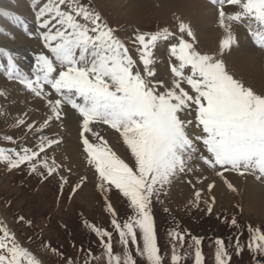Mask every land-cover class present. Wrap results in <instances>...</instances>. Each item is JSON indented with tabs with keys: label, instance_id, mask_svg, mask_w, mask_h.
<instances>
[{
	"label": "snow or ice",
	"instance_id": "1",
	"mask_svg": "<svg viewBox=\"0 0 264 264\" xmlns=\"http://www.w3.org/2000/svg\"><path fill=\"white\" fill-rule=\"evenodd\" d=\"M208 3L224 34L212 52L200 49L196 33L180 17H174L171 26L137 29L121 37L87 0H30L31 29L20 15L0 9V15L24 25L25 34L38 47L28 72L0 47V56L7 58V79L30 97L28 102L38 114V118L28 112L18 115L11 127L21 135L0 137L14 145L0 147V163L8 171L24 168L44 179L59 177L61 188L70 185L62 173L72 169L55 155L62 137L49 132L57 122L62 127L70 109L77 119L81 155L94 169L110 218V229L88 225L101 253L81 246L82 262L63 256L41 239L39 243L63 264H187L189 256L192 264H206L202 238H189L179 226L167 232L170 253L162 254L154 201L163 204L161 197L174 181L182 180L194 190L186 207L199 210L203 204L212 213L215 178L233 192L236 188L227 178L231 173L264 183V93L235 78L223 58L238 44L240 31L264 51V0ZM161 46L168 57L163 77L155 57ZM0 97L7 99L4 92ZM108 131L118 134L130 163L109 146ZM85 179L79 177L70 191L74 193ZM114 190L127 203L129 211L123 217L110 202ZM16 220L31 226L23 216ZM231 225L239 231L235 216ZM246 230L245 245L240 236L234 245L215 239V264H230V247L236 255L246 247L254 264H264V225L249 224ZM0 264H43V260L0 222Z\"/></svg>",
	"mask_w": 264,
	"mask_h": 264
},
{
	"label": "rangeland",
	"instance_id": "2",
	"mask_svg": "<svg viewBox=\"0 0 264 264\" xmlns=\"http://www.w3.org/2000/svg\"><path fill=\"white\" fill-rule=\"evenodd\" d=\"M111 1L87 0L111 27L117 29V35L121 37L130 36L137 29L153 31L157 27L171 26L174 21V19L168 22L160 20L156 14H152V7H147L146 11L144 9L138 13L131 10L122 15L110 7ZM7 5L9 6V4ZM234 77L236 78V76ZM237 79L239 78L237 77ZM4 135L18 137L21 133L12 128L11 124L0 120V137ZM116 135L118 136V134ZM116 143L119 152H115L130 163V153L123 145L122 140L118 138ZM13 146L0 139V147L10 148ZM73 170V173H62L69 177L70 185L61 188L59 177L44 179L38 175L29 174L24 168L8 171L0 163V222H4L15 233L22 245L30 248L35 255L41 258L43 264H63V259L54 254L51 249L46 250L39 243L41 239L50 244L52 248L62 252L63 256L72 257L82 262L84 252L80 250L81 246L85 250L91 249L96 255L101 253L98 238L90 231L88 225L109 229L111 227L110 218L104 211L103 198L96 187L94 169L90 170L87 166L88 171L86 168ZM81 176L86 179L72 193L70 186L75 185ZM245 177L253 178L251 175ZM221 183L224 185L222 181ZM185 186L187 188H184L185 192L184 190H173L172 192L168 190L170 193L161 197L163 204L154 201V222L162 254L170 253L167 232L179 226L180 229L186 230L189 238L190 236L202 238L201 250L205 256L206 264H215L214 241L216 238L223 239L226 244L234 245L235 238L240 236L241 244L245 245L247 241L246 226L249 224L264 225V212L259 214L261 216L247 214L235 192L227 188L224 190L228 195L226 203L221 200L216 201L212 213H207L203 204L199 210L189 209L186 205L192 197L183 193L191 192L188 188H193L189 184H185ZM205 199H207L206 196ZM110 202L121 217L129 211L126 201L115 190L110 193ZM165 208L168 209L167 212L164 211ZM17 216H23L26 221H31V226L17 222ZM233 216L238 220L239 231L231 225ZM28 237H32V239L29 240ZM185 250H187V246H185ZM229 252L231 253L230 264H254L252 254L246 247L240 255H236L231 247ZM192 260L193 258L189 256L187 264H192ZM93 264L96 262L93 261Z\"/></svg>",
	"mask_w": 264,
	"mask_h": 264
},
{
	"label": "bare ground",
	"instance_id": "3",
	"mask_svg": "<svg viewBox=\"0 0 264 264\" xmlns=\"http://www.w3.org/2000/svg\"><path fill=\"white\" fill-rule=\"evenodd\" d=\"M110 7L122 15L131 10L138 13L147 7H152V14H156L160 20L165 22L174 19V17H180L189 23L196 33L200 49L208 52L217 49L219 40L224 35L217 26L213 9L209 6L208 0H112ZM0 9L20 15L28 28H34V14L30 8V0H0ZM238 37V44L233 45L230 52H226L223 57L227 63L228 71L248 84L258 94L264 93V51H261L251 42L245 31H240ZM0 47L10 52L18 68L25 72H28L33 66V54L38 51L36 41L25 34L24 25L14 24L11 19L3 15H0ZM155 57L157 71L163 77L167 72L166 61L168 59L163 46L155 52ZM6 71L7 58L0 56V92H4L7 96V99L0 97V110L5 113V115L0 116V120L12 124L18 115L25 112L33 115L34 118H38V114L35 113L36 106L28 102L30 97L21 90L16 82L7 79ZM49 132H58L62 137V144L55 152L57 159L63 161L64 165L72 170H81L82 168L87 170L81 155L77 119L72 110H68L62 127L60 122H57ZM105 136L109 141V146L114 151L119 152L116 145L118 140L116 133L108 131ZM227 178L236 188L234 192L242 202L247 214L259 215L264 212L263 183L236 173L228 174ZM215 179L216 187L213 195H215L216 201L221 200L226 203L228 198L224 191L226 186L222 185L219 178ZM185 184L188 183L176 180L170 186L169 191L184 190L185 192ZM188 190L191 192L183 194L192 197L194 190L191 188ZM169 191L168 193H170Z\"/></svg>",
	"mask_w": 264,
	"mask_h": 264
}]
</instances>
